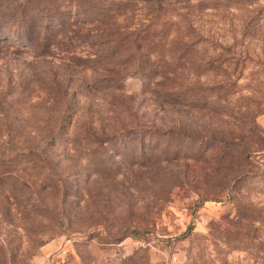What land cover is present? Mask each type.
I'll use <instances>...</instances> for the list:
<instances>
[{
    "label": "rangeland",
    "instance_id": "obj_1",
    "mask_svg": "<svg viewBox=\"0 0 264 264\" xmlns=\"http://www.w3.org/2000/svg\"><path fill=\"white\" fill-rule=\"evenodd\" d=\"M0 12V264H264V0Z\"/></svg>",
    "mask_w": 264,
    "mask_h": 264
},
{
    "label": "trees",
    "instance_id": "obj_2",
    "mask_svg": "<svg viewBox=\"0 0 264 264\" xmlns=\"http://www.w3.org/2000/svg\"><path fill=\"white\" fill-rule=\"evenodd\" d=\"M5 16V14H3V13H1L0 12V19H3V17ZM20 18L22 19V21L24 20V17H22V16H20ZM33 17H31V19H32ZM37 24L36 23H33V24H30L28 27H26V30L28 31V32H26V39H27V41H33V40H35V36L34 35H32V34H34L35 33V30H36V28H37V26H36ZM0 31H2L1 29H0ZM2 33L0 32V35H1ZM3 35V34H2ZM52 39H54V37L52 38ZM2 40V39H1ZM55 41V40H54ZM50 44L51 43H49V41H47L46 43H44V49H46V48H49L50 47ZM37 45H39V44H36V47H37ZM10 150H11V147H10V145H8V144H6V143H2V142H0V157H4V155L6 154V153H10ZM8 155V154H7ZM2 162L4 163L5 162V160H2ZM192 231V227L190 226L189 228H188V230L186 231V233L182 236V238H184V237H186V235L188 234V233H190ZM181 238V239H182Z\"/></svg>",
    "mask_w": 264,
    "mask_h": 264
}]
</instances>
